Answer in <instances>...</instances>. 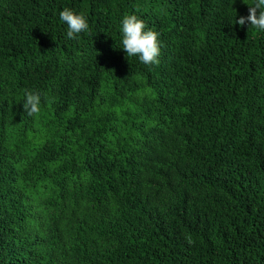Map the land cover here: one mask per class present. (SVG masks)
Instances as JSON below:
<instances>
[{"label": "trees", "instance_id": "16d2710c", "mask_svg": "<svg viewBox=\"0 0 264 264\" xmlns=\"http://www.w3.org/2000/svg\"><path fill=\"white\" fill-rule=\"evenodd\" d=\"M254 3L0 0V264H264ZM65 7L88 32L67 38ZM126 14L159 64L127 58Z\"/></svg>", "mask_w": 264, "mask_h": 264}, {"label": "clouds", "instance_id": "9594fccd", "mask_svg": "<svg viewBox=\"0 0 264 264\" xmlns=\"http://www.w3.org/2000/svg\"><path fill=\"white\" fill-rule=\"evenodd\" d=\"M59 19L67 25V38L76 39L79 34L89 31V22L83 14H77L68 7L59 12ZM239 25L249 23L257 32L264 31V0H255L250 5L247 16H240ZM122 48L127 58L138 57L147 66L159 64L160 42L159 33L147 28L144 20L135 14H126L121 20ZM41 95L38 92L25 91L23 109L29 116L39 114ZM189 244L194 243L190 236L186 237Z\"/></svg>", "mask_w": 264, "mask_h": 264}]
</instances>
